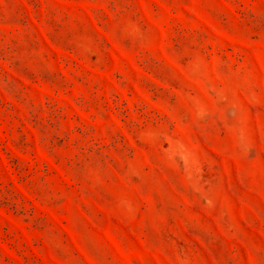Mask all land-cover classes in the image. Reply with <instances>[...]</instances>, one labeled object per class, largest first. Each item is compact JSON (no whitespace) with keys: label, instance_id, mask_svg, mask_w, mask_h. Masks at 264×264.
<instances>
[{"label":"rangeland","instance_id":"1","mask_svg":"<svg viewBox=\"0 0 264 264\" xmlns=\"http://www.w3.org/2000/svg\"><path fill=\"white\" fill-rule=\"evenodd\" d=\"M0 264H264V0H0Z\"/></svg>","mask_w":264,"mask_h":264}]
</instances>
